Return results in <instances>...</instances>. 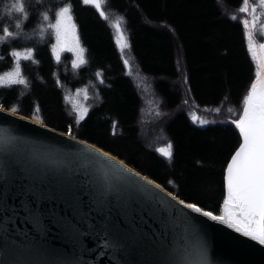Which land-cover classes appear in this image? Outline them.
Masks as SVG:
<instances>
[{
  "label": "trees",
  "instance_id": "obj_1",
  "mask_svg": "<svg viewBox=\"0 0 264 264\" xmlns=\"http://www.w3.org/2000/svg\"><path fill=\"white\" fill-rule=\"evenodd\" d=\"M243 1L105 0L121 18L133 73L124 64L114 30L95 6L83 0H20L25 9L20 13L12 8L17 0H0V30L13 33L0 43V72H13L19 64L25 80L2 87L0 99L57 129L79 128L81 138L124 159L182 200L222 215L225 169L242 136L222 118L195 124L181 105L183 96L199 106L229 100L236 109L232 123L242 114L254 64L243 24L222 6L238 9ZM65 6L85 49L86 63L78 68L71 57L57 61L52 52L53 27ZM74 89L84 93L81 102L88 108L79 126L65 103ZM143 97L156 102L162 116L168 112L163 129H157L161 120H146ZM165 141L172 144L171 157L159 151Z\"/></svg>",
  "mask_w": 264,
  "mask_h": 264
},
{
  "label": "water",
  "instance_id": "obj_2",
  "mask_svg": "<svg viewBox=\"0 0 264 264\" xmlns=\"http://www.w3.org/2000/svg\"><path fill=\"white\" fill-rule=\"evenodd\" d=\"M180 201L106 149L0 104V264H264V245Z\"/></svg>",
  "mask_w": 264,
  "mask_h": 264
},
{
  "label": "snow or ice",
  "instance_id": "obj_3",
  "mask_svg": "<svg viewBox=\"0 0 264 264\" xmlns=\"http://www.w3.org/2000/svg\"><path fill=\"white\" fill-rule=\"evenodd\" d=\"M83 3L102 9L101 0H83ZM245 4H247V0H245ZM12 8L20 13L25 10L20 0H17ZM247 11V7L241 8V12L246 13ZM69 12L68 8H64L60 14L61 18L54 25L56 47L53 51L56 54L57 61L60 60V49L66 47L68 51H75L76 61L73 62L72 66L78 68L86 63L84 59L85 49L81 47L76 25L72 23ZM99 14L104 16V11L101 10ZM242 23L246 26L247 20L242 21ZM16 27H19V24ZM116 28L119 32V23H117ZM0 31H2L0 43L6 42V39L13 35L7 27L2 28ZM257 35L260 34L257 33ZM117 43L122 51L129 46L122 33L119 35ZM261 47H264V45H261ZM13 54L17 57L20 56L19 52ZM31 55L32 52L29 51L24 58L28 59ZM124 63L127 65L128 61L125 60ZM97 75L99 76L100 73H97ZM256 76V82L251 85V89L243 101L242 115L233 121L239 129L243 143L227 165V197L223 202V214L213 215L211 212L202 211L195 204H187L186 207L212 220L227 224L229 227L234 228L236 232L242 233L244 236L264 245V79L260 77L259 71ZM20 77L21 68L17 64L15 71L0 76V84H24L25 80ZM15 110L13 109V111ZM86 111L87 109L79 112L77 122L84 119ZM201 123H207V121H201ZM170 149L171 145L167 149H160L159 151L163 152L165 156L171 157ZM157 187L159 186L157 185ZM180 203L183 204L184 201H180Z\"/></svg>",
  "mask_w": 264,
  "mask_h": 264
},
{
  "label": "rangeland",
  "instance_id": "obj_4",
  "mask_svg": "<svg viewBox=\"0 0 264 264\" xmlns=\"http://www.w3.org/2000/svg\"><path fill=\"white\" fill-rule=\"evenodd\" d=\"M104 1L105 0H101L102 9H98V10L104 11L103 17L104 18L106 17V20L108 21L109 25L114 30L113 31L114 32V38H115V42H116V45L118 47V50H119L123 60L128 61L127 65L125 63L124 64H125V66H127L128 70H131L134 73V64L132 61L129 62V58H131V55L129 53V51H130L129 46H128V48H126L122 51L120 49L119 44L117 43V39L119 38V35L122 33L126 39L127 44H128V38H127V36L123 30V25L120 24L121 18L117 13H113L112 10L108 9L107 6H105ZM243 7H247L248 11L246 13L241 12V8H243ZM64 8H68V7L65 6L59 11L57 20L61 18L60 14ZM222 8H223L224 13H226L228 16H230L232 18H236V19L240 20L241 23H242V21L247 20L246 26L243 23L242 24H243L245 32H246L245 35H246L247 48L249 50L250 57H251L253 64H254V78L251 82V85H252L254 82H256V79H257L256 73L258 71L260 72V77L262 79H264V47H261V45H264V38H261V37H264V2H262V0H247V4H245V0H244L241 7H238V9H232V8H228L226 6H222ZM254 9H255V11H254ZM69 15H71L70 12H69ZM71 17H72V15H71ZM72 23H74L73 19H72ZM117 23H119V28H120L119 32L117 31V28H116ZM55 24H56V22H55ZM257 33H259L260 35L258 36ZM77 35H78V32H77ZM55 47H56V38H55V41L52 45V52H53L54 57L56 59V54L53 51V49ZM65 56L71 57L70 61L72 64L74 61H76L75 51H68L66 47L60 49V61ZM84 59H85V55H84ZM7 73H8V71L0 72V76H5ZM8 85H10V84H0V90L4 86L8 87ZM251 85H250L249 89L247 90V92L244 96V99L246 98L248 92L250 91ZM142 87L145 91H147V88L149 87L148 83L145 80H142ZM180 88H182V86H180ZM74 90H76V91H74L72 93L70 91L66 95V102L65 103H67L69 108H70L71 115L74 117V123L76 124V126H79L82 120L77 122L78 121V114H79V112L87 109V111L85 112V117H86V115H88V108L83 104L84 102H81V99L84 96V93L78 89H74ZM86 95L87 94H85V96ZM0 102H1L0 104L3 105L2 99H0ZM141 105H142L143 112L146 113L147 116L149 117L146 120L149 122L156 121L157 123L161 120V123L157 129H163V125H164L163 122L165 121V119L163 117L168 112L166 111L162 116L160 113L159 106L156 104V102L152 103V101L149 97H147V98L143 97V102ZM181 106H182L181 109L184 110L189 115V118L195 124L204 126V125H207L209 123L217 122V121L221 120V118H222L224 121H226V120L230 121L229 124L235 126V124L232 123V121H231L233 119V117H231V116L233 114H236V109L234 108L232 103H230L229 100L225 101L221 106H214V107L213 106H199L193 100L189 99L188 97L184 98V96H183V101H182ZM7 108H9V107H7ZM241 110H243V103L241 105ZM161 117H162V119H161ZM228 117H231V118H228ZM36 120L42 122L41 119L40 120L36 119ZM201 121H207V123H201ZM43 123H45V122H43ZM78 131H80L79 128L76 129V131H73V132L68 131V132H70L74 136L80 137L78 135L79 134ZM241 142H242V140H241ZM169 145H171V148H172L171 142L165 141L164 143H161L158 148H159V150L160 149H167ZM240 145H241V143H240ZM170 151H171V149H170ZM161 153H163V152H161ZM223 210H224V206H223ZM223 210H222V214H223Z\"/></svg>",
  "mask_w": 264,
  "mask_h": 264
}]
</instances>
